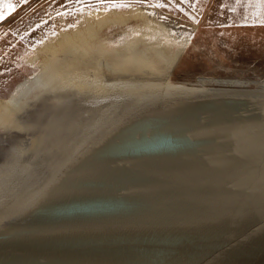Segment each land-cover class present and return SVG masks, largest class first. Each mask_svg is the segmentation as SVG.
Masks as SVG:
<instances>
[{
	"label": "water",
	"instance_id": "obj_1",
	"mask_svg": "<svg viewBox=\"0 0 264 264\" xmlns=\"http://www.w3.org/2000/svg\"><path fill=\"white\" fill-rule=\"evenodd\" d=\"M0 264H264V94L126 122L0 228Z\"/></svg>",
	"mask_w": 264,
	"mask_h": 264
},
{
	"label": "bare ground",
	"instance_id": "obj_2",
	"mask_svg": "<svg viewBox=\"0 0 264 264\" xmlns=\"http://www.w3.org/2000/svg\"><path fill=\"white\" fill-rule=\"evenodd\" d=\"M149 11L92 10L39 45L27 57L36 69L0 96V143L10 144L0 152V228L25 219L75 164L145 112L208 91L264 94V85L177 81L171 72L189 37ZM134 19L136 34L111 54L109 26ZM48 96L57 103L39 119Z\"/></svg>",
	"mask_w": 264,
	"mask_h": 264
},
{
	"label": "rangeland",
	"instance_id": "obj_3",
	"mask_svg": "<svg viewBox=\"0 0 264 264\" xmlns=\"http://www.w3.org/2000/svg\"><path fill=\"white\" fill-rule=\"evenodd\" d=\"M130 7L149 9L189 37L171 72L177 81L264 85V0H0V96L36 69L27 57L59 31L81 25L92 10ZM133 25L109 26L111 54L136 34ZM56 103L53 96L40 103L39 119ZM9 145L0 143V152Z\"/></svg>",
	"mask_w": 264,
	"mask_h": 264
},
{
	"label": "built area",
	"instance_id": "obj_4",
	"mask_svg": "<svg viewBox=\"0 0 264 264\" xmlns=\"http://www.w3.org/2000/svg\"><path fill=\"white\" fill-rule=\"evenodd\" d=\"M260 81H261V83H264V78H262Z\"/></svg>",
	"mask_w": 264,
	"mask_h": 264
},
{
	"label": "snow or ice",
	"instance_id": "obj_5",
	"mask_svg": "<svg viewBox=\"0 0 264 264\" xmlns=\"http://www.w3.org/2000/svg\"><path fill=\"white\" fill-rule=\"evenodd\" d=\"M260 23H261V24H264V20H261Z\"/></svg>",
	"mask_w": 264,
	"mask_h": 264
}]
</instances>
